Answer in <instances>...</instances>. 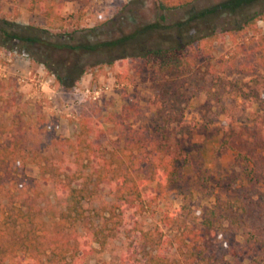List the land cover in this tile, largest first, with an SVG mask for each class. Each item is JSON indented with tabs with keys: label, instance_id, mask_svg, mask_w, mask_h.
Returning <instances> with one entry per match:
<instances>
[{
	"label": "rangeland",
	"instance_id": "1",
	"mask_svg": "<svg viewBox=\"0 0 264 264\" xmlns=\"http://www.w3.org/2000/svg\"><path fill=\"white\" fill-rule=\"evenodd\" d=\"M221 1L201 0L195 9L208 8ZM27 5L28 0H0V17L45 30L40 37L46 43L76 48V51H47L42 46L39 51L61 75L84 70L78 85L63 91L66 94L62 95L61 86L47 66L42 64L46 74L41 76L37 70L41 63L31 60L29 64V55L0 47V129L12 134L16 160L25 165L28 177L40 180V164L47 158L54 164L71 158L63 151L67 149L63 139L74 140L81 115L93 105L101 108L99 123L104 133L99 143L106 151L122 148L125 141L119 129L105 119L109 113L122 112L133 101L141 114L129 124L134 129L166 136L186 156L180 165L179 178L168 194L139 217L143 229H153L167 213L175 219L168 228L172 236L180 226L198 225L203 210L215 207V195L226 199L230 187L245 182L235 154L221 144L228 129L264 127V101L251 91L252 80L264 79V71L259 70L252 78L245 77L220 66L219 61L233 55L255 58L257 42L264 38V21L259 23L258 35L235 31L218 40L213 45L211 58L194 45L188 53L190 69L158 72L150 69L145 60L132 55L151 47L174 45L178 39L176 25L187 17L186 11L162 12L155 0H94L83 10L78 2H67L59 19L56 17L59 0H47L46 7L55 9L50 17L29 11ZM231 19L224 17L215 24L230 28ZM134 34L137 36L132 38ZM111 61L118 63L111 65ZM16 64L20 74L13 72ZM5 68L8 72L3 76ZM43 78L59 92L52 99L42 90L39 79ZM95 90L100 91L98 100L93 99ZM41 181L46 191L41 200L42 220L49 223L61 207L56 203L54 184ZM7 190L0 196V219L1 209L20 203V194H10ZM102 191L96 199L85 203L90 225L101 221L96 210L113 201L108 189ZM178 209L181 211L175 213ZM144 250L136 233L125 232L112 240L106 250L91 256L87 264H120L123 255L140 257ZM3 264L19 263L8 256ZM241 264L249 262L242 259Z\"/></svg>",
	"mask_w": 264,
	"mask_h": 264
},
{
	"label": "trees",
	"instance_id": "2",
	"mask_svg": "<svg viewBox=\"0 0 264 264\" xmlns=\"http://www.w3.org/2000/svg\"><path fill=\"white\" fill-rule=\"evenodd\" d=\"M93 1L59 0L56 17L61 18V10L67 2H78L83 10ZM200 1L155 0L160 11H186L187 17L176 25L178 39L174 45L147 48L132 57L145 60L150 69L158 72H179L191 68L188 53L194 45L211 58L213 45L235 31L260 33L264 0H223L197 10L195 7ZM46 2L28 0V10L50 17L55 9L46 7ZM224 17L232 18L230 28L215 24ZM44 32L0 17V47H9L29 55L34 63L44 64L62 91L71 90L78 85L84 70L61 75L39 51L42 46H46L47 51H76V48L46 43L40 37ZM257 44L255 58L233 55L222 58L219 65L232 73L255 77L259 70L264 71V38ZM90 49L96 50V47ZM262 82L264 79H253L251 91L264 101ZM100 114L101 108L97 105L83 112L74 140L63 139L67 146L63 151L71 158L58 164L45 159L40 164V180L26 175L25 165L16 160L12 134L0 129L3 138L0 196L7 188L10 194H20V203L1 209L0 264L8 256L19 264H87L91 256L106 250L112 240L125 232L136 233L145 250L140 257L123 255L120 264H241L242 259L249 264H264V127L255 125L250 129L226 131L221 146L235 154L245 182L230 187L226 199L215 195V207L203 210L198 225L180 226L172 236L168 234V228L175 222L171 214L167 213L159 225L150 230L142 228L139 217L168 194L179 178L180 165L186 156L179 148H174L166 136L134 129L129 124L141 114L133 101L123 107L122 112L109 113L106 117L105 121L119 129L125 141L122 148L106 151L99 143L104 133L99 123ZM41 180L54 184L56 203L61 207L49 223L42 220L41 200L46 191ZM103 188L108 189L113 201L96 210L101 221L90 225L85 203L101 195Z\"/></svg>",
	"mask_w": 264,
	"mask_h": 264
},
{
	"label": "crops",
	"instance_id": "3",
	"mask_svg": "<svg viewBox=\"0 0 264 264\" xmlns=\"http://www.w3.org/2000/svg\"><path fill=\"white\" fill-rule=\"evenodd\" d=\"M0 51H1V49H0ZM17 61L19 62V59H17ZM28 63L32 64V61L30 60V61H28ZM42 66L43 65L40 64V66L37 68V70H38V72H39V74L41 76L46 74ZM2 72L4 73L3 76H6L5 73L8 72V69L5 68V69L2 70ZM13 72L15 74H20V72L18 71V65L17 64L15 65V68L13 69ZM39 82H41V86L43 88L42 89L43 92H45L46 96L49 97L50 99H52L56 94H59V92L55 91L54 87H51V86L48 85V83L44 80V78L43 79H39ZM60 94L65 95L66 93L62 91V92H60Z\"/></svg>",
	"mask_w": 264,
	"mask_h": 264
},
{
	"label": "built area",
	"instance_id": "4",
	"mask_svg": "<svg viewBox=\"0 0 264 264\" xmlns=\"http://www.w3.org/2000/svg\"><path fill=\"white\" fill-rule=\"evenodd\" d=\"M93 94H94L93 99H94V100H98L99 97H100V91H99V90H95V91L93 92Z\"/></svg>",
	"mask_w": 264,
	"mask_h": 264
}]
</instances>
